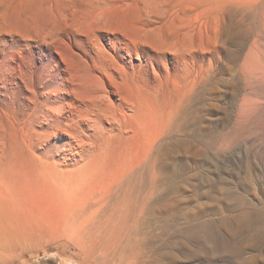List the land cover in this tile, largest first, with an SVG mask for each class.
I'll list each match as a JSON object with an SVG mask.
<instances>
[{
    "label": "rangeland",
    "instance_id": "1",
    "mask_svg": "<svg viewBox=\"0 0 264 264\" xmlns=\"http://www.w3.org/2000/svg\"><path fill=\"white\" fill-rule=\"evenodd\" d=\"M163 1L186 10L188 21L181 26L192 36L197 33L188 58L200 65L202 77L197 88L191 77L182 83L190 89L183 97V90L170 84L154 96L159 80L151 62L148 74L136 75L139 100L152 109L180 94L184 121L182 130L156 149L157 166L163 168L156 179L160 188L151 200L152 212L142 219L133 253L142 264H228L229 259L240 264L249 257L252 264H264V0ZM83 5L79 0H0V125L12 146L35 94L61 87L66 102H73L75 96L63 94L61 86L63 56L72 52L77 66L88 69L84 61L92 67L96 57L94 36L107 45L101 36L106 33L94 30L92 10ZM46 28L53 32L48 44L38 38ZM143 55L142 62L125 56L126 65L150 64ZM168 60L173 74L171 56ZM142 154L141 139H111L102 149L101 167L111 174ZM0 264L93 263L82 262L78 251L59 238Z\"/></svg>",
    "mask_w": 264,
    "mask_h": 264
},
{
    "label": "bare ground",
    "instance_id": "2",
    "mask_svg": "<svg viewBox=\"0 0 264 264\" xmlns=\"http://www.w3.org/2000/svg\"><path fill=\"white\" fill-rule=\"evenodd\" d=\"M79 1L92 10L91 25L106 33L101 36L108 46L94 36L93 68L86 60L88 69L78 67L72 52L63 56L66 69L60 85L63 94L75 96L72 103L60 94L61 87L35 94L20 118L13 146L0 125V261L21 259L60 238L78 251L82 262L142 264L133 251L142 219L152 212L150 203L160 188L156 179L163 168L161 172L157 166L156 149L183 128L180 107L190 89L182 83L191 77L194 88L201 84L200 65L188 58L197 33L192 36L181 26L188 21L186 10H175L163 0ZM42 34L41 42L53 41L51 29ZM123 52L141 62L147 54L159 80L154 96L170 84L183 90V97L178 94L159 106L155 101L153 109L139 100L143 97L136 75L148 74L151 63L138 64L139 69L127 66ZM124 138L141 139L143 154L110 174L101 167L102 149L109 140ZM239 262L252 264V259Z\"/></svg>",
    "mask_w": 264,
    "mask_h": 264
}]
</instances>
